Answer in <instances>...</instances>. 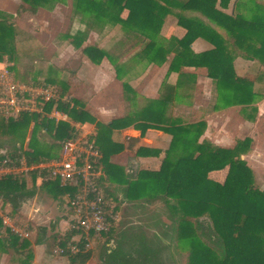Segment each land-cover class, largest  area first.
I'll return each instance as SVG.
<instances>
[{
  "label": "trees",
  "instance_id": "16d2710c",
  "mask_svg": "<svg viewBox=\"0 0 264 264\" xmlns=\"http://www.w3.org/2000/svg\"><path fill=\"white\" fill-rule=\"evenodd\" d=\"M22 1L29 6L24 7L25 10L37 14L51 2L62 0ZM239 1L237 4V0H77L76 7L130 30L142 40L145 49L155 50L153 59L160 57L162 63L169 64L168 76L172 73L184 75L186 67L206 69L207 77L217 87L220 102L227 107L246 109L264 99V9L260 14L256 0H249L254 7L247 8L250 15H245L240 13L243 0ZM232 2L233 9L228 13L226 10ZM125 10L129 11L126 20L121 18ZM187 12L193 15L188 16ZM171 16L186 32L180 39L171 38L163 48L158 41L165 21ZM9 28L0 20V33ZM67 37L95 64H101L106 58L115 66L114 58L103 48L84 46L85 40L79 34ZM198 39L210 43L213 49L195 53L192 45ZM6 51L5 43L0 41V59H4ZM162 51L168 56L162 57V53L159 56ZM238 58L255 62L254 79L237 74L234 62ZM29 83L55 86L64 100L58 103L62 113L75 123L95 124L96 134L92 138L103 154L101 163L105 173L100 189L115 213L121 216L124 203L130 205V212L162 206L161 210L151 213L148 221L150 227L160 228L159 233L153 232L150 236L145 225L116 221L110 234L94 250L83 255H68L69 264H168L180 252H187V264H264V189L257 185L252 168L242 158L251 147L248 138L237 141L233 147H223L208 138L203 139L208 126L205 120L184 123L179 119L166 122L155 119L153 124L141 123L138 127L142 135L147 129L172 135L170 147L160 170H142L136 175L120 177L121 169L109 163L113 154H105V147L101 146L106 128L112 125L106 127L98 122L81 101L71 99L67 82L48 78ZM170 85L165 84L167 95H161L155 106L166 107L173 101L176 87ZM53 106L47 105L46 112H51ZM148 111H155V107L151 105L138 115ZM130 121L135 123L140 119L134 114ZM33 124L29 149H25L26 135L20 131ZM41 129L54 139L47 151L38 146L36 134ZM101 130H104L102 138ZM3 132L20 136L22 145L12 152L0 150V163L5 157L17 162L25 157L32 166L58 160L62 142L72 137L73 127L67 122L57 124L42 114H23L18 119H7L0 113V133ZM138 153L160 157L164 152L142 147ZM225 169L228 173L223 183L210 177L211 173ZM37 179L38 171L21 178L4 177L6 183L0 184V199L11 206V217L23 202L36 195ZM42 187L47 188L54 199L64 201L63 206L69 203L71 190H64L57 183L43 182ZM117 196H121V200ZM175 212L181 216L175 218ZM2 229L0 217V250L23 256L22 264H34L32 251L35 245L50 242L49 248L54 249L64 238L62 233L48 238L46 229H41L34 241H21L10 231L3 233ZM71 235L67 233V237Z\"/></svg>",
  "mask_w": 264,
  "mask_h": 264
},
{
  "label": "rangeland",
  "instance_id": "374dc122",
  "mask_svg": "<svg viewBox=\"0 0 264 264\" xmlns=\"http://www.w3.org/2000/svg\"><path fill=\"white\" fill-rule=\"evenodd\" d=\"M258 2L264 4V0H258ZM76 3L77 0L51 2L41 8L37 14H33L31 11L24 9V7L28 8L29 6L22 0H0V20L10 27L4 33H0V41H3L7 47V53L4 55L3 60L11 65L19 81L28 83L36 79L42 82L48 78H56L70 85L71 99L76 98L88 104L99 105L104 102L103 98H105L103 93L99 92V88L102 89L105 84L101 87L98 84L100 81L103 83L107 81L106 83H108L110 79L114 78L112 73L114 67L112 66L111 69L109 66L111 64L105 58L102 62L105 61L107 67L103 70L99 67L101 64H95L81 49L76 48L67 36L73 37L79 34L85 40L84 46L97 45L103 49L105 48L104 50L112 55L117 46L116 39L119 33L125 32L126 35L130 36V50L140 49L139 40L141 39L126 31L121 24L115 25L93 14H84L76 7ZM243 4L244 7L240 9V13L250 15L247 8L254 7L253 3L249 0H243ZM261 9L259 10L260 14L263 11ZM187 15L193 14L187 12ZM195 16L205 18L200 14H195ZM176 22L175 18L171 19V23L176 24ZM163 27L161 35L171 36L174 33V27ZM157 61L158 59L154 64L163 65L162 62L157 63ZM251 70L256 69L251 68ZM213 86L202 85L198 87L197 85L198 88L194 90V96L192 97V106L181 107V115L187 122L205 120L208 124L205 137L221 145L234 146L237 141L248 138L251 141V147L242 158L252 168L257 185L264 189V108L261 111V116L259 111L250 110L251 107H249V109L229 110L223 117L222 115L213 117V104L216 101V97L214 98V94L210 92ZM215 90L216 88L213 91ZM124 92L125 95L128 94L125 90ZM115 97L116 102L120 103L121 100L118 94ZM113 100L115 101V98ZM113 100L112 102H114ZM118 104L115 103L114 105L118 106ZM95 113L99 112L96 111ZM99 118L104 121L102 115ZM245 121L253 124L247 125ZM215 125H217V128L214 127ZM33 128L34 124L28 128H22V131H20V134L22 132L26 135L25 149H29ZM36 138L39 148L44 151L49 150L54 142L51 135L43 129L38 131ZM21 145L22 139L20 136H15L14 133H0L1 152H12ZM61 152L62 149L60 148L58 153L61 155ZM227 173L228 169H225L211 173L210 177L223 183ZM12 176H15V178L22 177L18 174H12ZM4 177V175L0 176V184L6 183ZM28 181H30V178H28ZM35 193L36 195L33 198L23 202L18 212L13 214L12 219L16 225L22 226L28 222L29 224L49 227L53 221H63L68 218L67 215L66 218H62L67 213L64 214V211L62 213V209L66 207L63 206L64 201L55 200L47 188L36 187ZM117 197L121 200V196ZM127 208L129 209L130 205L124 203L120 211L121 216L117 221L132 222L137 226L145 225L149 229L147 233L150 236L153 232H160V228L150 227L148 221L152 217V212L156 209H162L161 205L151 207L148 211L141 210L139 212H130V209L126 211ZM34 209H39L40 212L39 215L38 213H32L31 217L35 219H31L28 214ZM11 210V206L0 199V213L3 215L11 214ZM180 216L179 213L175 212V218ZM34 231L38 232L37 228H34ZM34 239L33 237L30 238L31 241H34ZM49 245H51L50 242L46 243L47 249L46 247L42 249L43 255L38 250L32 251L34 262L37 259L40 260L43 256L46 259L56 256L53 254L54 249L49 248ZM23 260V256H18L13 251L3 252L0 250V264H22ZM187 262V252H180V255H177L175 260L168 264H187Z\"/></svg>",
  "mask_w": 264,
  "mask_h": 264
},
{
  "label": "crops",
  "instance_id": "0c3cea01",
  "mask_svg": "<svg viewBox=\"0 0 264 264\" xmlns=\"http://www.w3.org/2000/svg\"><path fill=\"white\" fill-rule=\"evenodd\" d=\"M239 2L240 1H237V4H239ZM256 4L260 7V9H264V4H260L258 0H256ZM232 9L233 2L230 3L229 9H227L226 11L230 13ZM128 15L129 11L125 10L122 13L121 18L126 20ZM172 18L174 17L171 16L167 18L163 28L174 27V33L171 36L166 34L161 35L162 38L159 37L158 45H162L163 48L164 45H168V41H170L171 38L174 37L180 39L185 35L186 32L185 29L177 25V22L176 24L171 23ZM204 19L206 22H209V20H207L206 18ZM212 25L213 27H216L214 24ZM125 30L130 32V30ZM116 43L117 46L116 49H114L115 56H113L114 54L112 55L106 50L114 58L115 66H113L111 62L107 59L109 61V64H111L109 65L110 68L112 69V66L114 67V69H112L114 78L110 79L108 83H106L107 81H105L104 83L100 81L98 84L99 87H101L103 84L106 85H104L102 89L99 88V92L103 93L105 97L103 98L104 102L99 105H92L82 100L79 101L84 104L85 108L92 113V115L97 119L98 122L105 124L106 127L112 125L111 128H106L105 137L101 142V146L105 147V154H113L109 159V163L121 169L120 177L136 175L142 170L158 171L162 166L165 157V152L170 147L172 135H170L166 131L157 129H147L142 135V130L140 127H138V124H153L155 123L153 121L155 119L161 120V122L170 121L172 119H179L184 123H189L183 119L180 112V108L183 106H192V97L194 96L193 93L195 92L194 90L196 88L201 87L202 85H207L210 87V85L213 86L215 85V83L207 77L206 69L194 70L192 68L186 67L184 68V75L180 76L177 73H172L168 76L169 64H154V62H156V59H153L155 50L145 49V44L142 43V40H139L140 49L130 50V36L126 35L125 32H121L118 34ZM211 49H213V46L203 39H198L192 45V50L195 53H202ZM163 52L164 51L160 52L159 56L161 55V53L162 57L168 56L166 55V53ZM157 59V63L163 62L160 57H157ZM104 62L99 65V67H101L103 70L105 67H107ZM234 67L237 74L241 77L251 79H254L256 77V70H251V68L257 69L255 62L253 61L238 58L234 62ZM116 68L118 69V72L116 71ZM190 73L193 74L190 75ZM166 83L171 84L170 86L173 88L176 87V93L172 102L168 103L166 107L164 106L160 108L155 106V102L159 100L161 95H167V90L165 88ZM215 88L216 90L213 91ZM124 90L128 93L127 95H125V92L123 93ZM210 92L214 94V98L216 97V101L213 104V117H219L220 115H222L223 117L224 114L228 113L227 111L229 110L244 109L242 106L227 107L225 103L220 102L219 93L216 85L213 86ZM116 94H118L119 99L121 100L120 103L116 102ZM114 98L115 101L113 100ZM169 98L171 99V97ZM112 100L114 102H112ZM115 103H119L118 106L114 105ZM151 105L155 107V111H148L146 114L138 115V113L145 110ZM250 107V110L253 109L254 111H259V114L261 116V111H263L264 108V99L262 101L252 104ZM96 111L99 113H95ZM134 114H137V118H139L140 121L135 123L130 121V116H133ZM100 115L103 116L104 121L99 118ZM76 124L82 125L87 132H92L93 134H96L95 124ZM245 124L252 125L253 123L245 121ZM214 127L217 128V125H215ZM103 131L104 130H101V138L103 137L102 135H104L102 134ZM204 138L206 137L204 136L203 139ZM209 140H211L216 145H220L223 147H233L221 145L213 141L212 139ZM142 147L152 150H161L164 153L160 157L151 156L150 154L146 153H138L139 149ZM36 182V187L41 188V181L37 179ZM108 185L111 186L112 184ZM111 187L113 189L116 188L115 185H112ZM63 211L64 214L65 212H67L66 207L62 209V213ZM39 212V209H34L33 211H31L30 214H28V216L31 217L33 215L32 213H38L39 215ZM66 215L67 213L65 214V217L62 218H66ZM31 219L35 218L31 217ZM68 220L69 219L67 218L63 221H53L49 227L44 225H34L33 223L29 224L27 222L31 234L30 238H35L41 229H46L48 238H51L57 233H63V231H65L68 227ZM34 228H37L38 232L34 231ZM2 231L3 233H6L5 229H2ZM30 238L24 240H30ZM20 240L23 241L22 239ZM44 247H46L47 249L46 243H43L42 245H35L33 250H38V252L43 255L42 249ZM34 264H69V261L68 257L54 256L46 259L43 256L40 260L37 259Z\"/></svg>",
  "mask_w": 264,
  "mask_h": 264
},
{
  "label": "built area",
  "instance_id": "2783aa9c",
  "mask_svg": "<svg viewBox=\"0 0 264 264\" xmlns=\"http://www.w3.org/2000/svg\"><path fill=\"white\" fill-rule=\"evenodd\" d=\"M61 101L64 100L55 86L19 81L11 65L0 59V113L7 119H18L23 114H42L57 124L67 122L73 127L72 137L62 142L58 160L30 166L25 157L18 162L5 157L0 163V176H27L32 171H38L41 183H57L62 189L72 191L68 193L69 203L65 205L68 227L62 233L64 238L53 250L56 256L68 257L94 250L110 234L119 214L113 211L100 189L101 178L105 175L101 163L103 154L92 138L94 134L62 113L58 109ZM49 104L54 106L48 113L46 107ZM0 217L5 231L22 240L30 238L27 224L16 225L10 214L0 213ZM67 233L72 234L70 238ZM63 242L65 244L61 245Z\"/></svg>",
  "mask_w": 264,
  "mask_h": 264
}]
</instances>
